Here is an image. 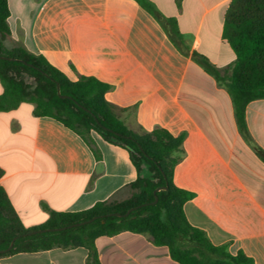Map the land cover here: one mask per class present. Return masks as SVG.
Here are the masks:
<instances>
[{"label": "crops", "instance_id": "1", "mask_svg": "<svg viewBox=\"0 0 264 264\" xmlns=\"http://www.w3.org/2000/svg\"><path fill=\"white\" fill-rule=\"evenodd\" d=\"M6 0L8 44L42 56L70 81L108 85L105 100L135 133L182 135L173 184L193 196L187 222L230 254L264 264V163L240 134L226 88L194 55L221 74L235 62L224 37L231 0ZM3 88L0 84V96ZM21 103L0 112V188L26 228L49 212L75 213L118 197L137 173L128 153L91 136L97 162L82 139ZM245 122L264 151V100L249 103ZM99 264H177L148 235L123 232L95 242ZM84 248L0 258V264H87Z\"/></svg>", "mask_w": 264, "mask_h": 264}, {"label": "trees", "instance_id": "2", "mask_svg": "<svg viewBox=\"0 0 264 264\" xmlns=\"http://www.w3.org/2000/svg\"><path fill=\"white\" fill-rule=\"evenodd\" d=\"M138 4L153 16H160L144 0ZM9 16L6 0H0V112L15 109L21 103L33 105L35 117H49L77 134L100 162L101 155L91 136L94 132L105 142L124 149L136 170V180L121 193L129 196L96 203L92 208L75 213L50 211L45 223L26 228L13 211L0 188V250L16 238L10 251L0 258L17 254H35L51 249L84 248L87 264H99L94 242L128 232L148 235L153 245L165 247L177 264H253L243 253H229L227 245H213L200 229L186 220L183 205L192 194L173 184L183 136L174 137L163 129L149 133L129 130L117 117L113 106L105 100L109 87L94 78L79 77L70 81L42 56L24 48L8 50ZM224 37L231 44L235 62L222 74L204 58L194 55L198 65L223 85L230 96L240 134L248 141L256 156L264 163V151L250 138L246 122V106L264 100V0H231L224 21ZM59 94L67 98L61 99ZM86 110V111H85ZM88 111V112H87ZM164 188L156 193L154 191ZM137 208V209H134ZM114 217L112 214H125ZM96 220L81 227L60 232L37 233Z\"/></svg>", "mask_w": 264, "mask_h": 264}, {"label": "water", "instance_id": "3", "mask_svg": "<svg viewBox=\"0 0 264 264\" xmlns=\"http://www.w3.org/2000/svg\"><path fill=\"white\" fill-rule=\"evenodd\" d=\"M0 59H5V60H11L9 58H3V57H0ZM56 91H57V94L58 96L61 98V99H65L67 98L66 96H62L59 94V87L58 85H56ZM86 111V110H85ZM88 112V111H87ZM164 188H158L154 191V203H156L157 201V198H156V193L160 190H163ZM134 209H137V208H134ZM134 209H130L128 210L125 214H118V213H115V214H112L110 216H114V217H126L131 211H133ZM96 220V218H91L85 222H81V223H78V224H74V225H71V226H68V227H64V228H59V229H45V230H40V231H36V232H33L32 234H37V233H48V232H60V231H64L66 229H70V228H75V227H81V226H85L87 224H90L92 222H94ZM16 238L12 239V241L10 242L9 246L5 249V250H0V255L2 254H5L7 253L8 251L11 250L12 246H13V243L15 241Z\"/></svg>", "mask_w": 264, "mask_h": 264}, {"label": "rangeland", "instance_id": "4", "mask_svg": "<svg viewBox=\"0 0 264 264\" xmlns=\"http://www.w3.org/2000/svg\"><path fill=\"white\" fill-rule=\"evenodd\" d=\"M5 45V44H4ZM8 50H12V49H17L20 48V45H16V44H8L7 46H5ZM129 196V194L127 192H124L122 194H120L118 197H116L114 200L115 201H121L123 199H126Z\"/></svg>", "mask_w": 264, "mask_h": 264}]
</instances>
